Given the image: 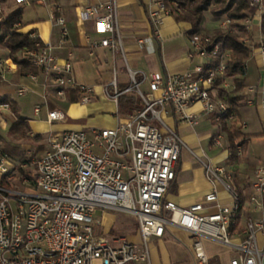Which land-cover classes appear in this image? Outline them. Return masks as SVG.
Segmentation results:
<instances>
[{"label":"built area","instance_id":"built-area-1","mask_svg":"<svg viewBox=\"0 0 264 264\" xmlns=\"http://www.w3.org/2000/svg\"><path fill=\"white\" fill-rule=\"evenodd\" d=\"M15 4L26 0H12ZM254 5L259 0H252ZM82 19L93 21V33L98 38L88 41L90 55L98 48L108 49L113 56V78L103 84L102 93L115 106L117 124L113 128H89L48 133L41 155L13 161L4 152V138L0 133V264H130L148 261V243L163 237L170 229L185 232L190 243L193 264H210L204 241L230 248L234 256L228 264H264V165L254 171L252 191L241 199L234 186V172L229 165L213 163L205 154H196L164 121L168 109L180 124L194 126L198 116L189 112L192 105L220 125H236L244 130L246 124L238 113H231L226 96L219 89H234L226 75L229 51L221 45L210 47V36L190 40L192 52L202 62L191 71L163 75L132 69L126 59L118 27L117 0H82ZM148 18L153 34L160 38L159 28L170 16L164 0H148ZM0 10L1 7H0ZM60 10L51 12L49 19L60 28V41L67 37L65 19ZM251 18L242 22L247 30ZM231 24L224 19L219 28ZM250 32V31H249ZM251 33V32H250ZM32 38H38L32 32ZM139 43H143L140 40ZM52 46L41 41L25 56L42 71L44 87L56 98L66 101V90L79 89L83 96L79 103L93 99L94 86L79 84L70 60L59 63ZM257 50L264 67V33ZM69 57L71 54H68ZM125 69L129 87L118 81L119 67ZM15 67L9 58L0 59V83ZM246 70V64L244 66ZM38 76L27 75L35 81ZM263 85L246 86L241 91L245 106L258 105L264 124ZM147 85L149 91L142 87ZM124 85V84H122ZM26 93L23 86L18 96ZM134 93L142 101V108L125 119L117 113L120 96ZM1 98V97H0ZM40 106L34 108L38 115ZM65 119L61 109L49 110V124ZM15 116L7 102H0V130L7 131ZM29 137L34 133L29 132ZM211 147L227 152L224 132L209 136ZM187 151L197 160L210 185L202 202L181 207L165 199L180 153ZM238 155L242 147L236 146ZM31 169V173L29 171ZM224 192L228 205L219 201ZM215 208L214 212H206ZM115 210L136 217L140 245L123 237L109 241L95 233L99 224L97 211ZM260 212L259 218L253 214ZM115 245V246H114Z\"/></svg>","mask_w":264,"mask_h":264},{"label":"crops","instance_id":"crops-1","mask_svg":"<svg viewBox=\"0 0 264 264\" xmlns=\"http://www.w3.org/2000/svg\"><path fill=\"white\" fill-rule=\"evenodd\" d=\"M23 4L24 9L25 7L32 6L38 15L33 16L29 20H25L23 10L22 32L32 30L42 43L50 44L53 48L52 53L57 62L62 63L64 60H70L75 79L79 84L89 86L88 84H84L81 77L85 74H92L93 72L94 75L98 76V79L94 78L96 81H100L102 83L105 82L102 77L103 71L106 68L108 72L111 71L114 59L111 52L105 48H98L94 50L92 56L89 54L90 49L88 48V41L86 37L95 39L98 38V36L93 33V21L82 19V0H26ZM260 4L263 5L264 10V0H260ZM3 5L9 11L12 8H10V6H16L11 0ZM117 8V23L122 43L125 48L126 59L132 69L143 72H160L163 75H167L191 71L195 65L202 62V60L197 56L189 57V53L192 52V47L190 45V40L185 35V32L190 29V25L188 23H177L171 16L165 17L159 28L160 38L158 39L154 36L152 26L149 22L148 0H117ZM56 9L60 10L59 14H61L65 19L67 37L62 42L60 41V28L53 24V22L49 19L50 13ZM260 13L261 12L259 11V13L253 16V23L251 22L253 25L251 29L252 34L254 27L259 26L258 18L261 16ZM205 30L207 31L206 27ZM140 40H143V43L140 44ZM68 54H71V56L69 57ZM4 57L5 59L8 58L7 55ZM251 57H254L257 67L262 68L263 63L256 49L252 53ZM116 62L119 69H123L121 61L116 59ZM14 72L15 67H13V71L11 73L13 74ZM17 81H19L18 83L21 82V85L25 88L26 93L29 92L36 98L42 99L43 105L48 111L60 109L57 107V102H54L51 99L52 92L44 87V78L42 75L38 76L35 81L25 78H19ZM11 83L16 85L14 84V81ZM7 84L11 85L6 82L4 84L2 83L0 89L4 88ZM122 84V81H120V85ZM6 95L16 101L7 93H4L0 97ZM93 96V99L86 104L79 102L68 103L67 101H65L66 103H63L66 105V112L62 109L61 110L65 113V117H68L73 122L77 123L73 126H68L69 124L56 125V127L52 128L54 123L49 124L46 121V113L45 117L39 120V122H41L40 126L38 127L37 124L35 125L37 128L34 129V123H32L27 116H23L28 119L30 132L34 133V135L41 136L39 140L46 138L50 132L60 133L64 130L115 127L117 124L115 106L114 108L112 106L105 108L104 104L101 103L103 107L99 104L98 101L102 95L101 90L98 89L97 86H94ZM16 103L19 110V104L17 101ZM107 103H111V101H107ZM36 106L39 105L37 104L35 107ZM41 110L42 108L40 106L38 115H35V113L34 115L36 117L39 116ZM99 111H107L113 117V121L106 123L101 122L102 117L97 116ZM189 112L198 116V122L194 126L178 123L172 113V110L170 109H168L164 114V121L170 128L176 130L181 139L196 154H205L210 160H212L213 163L226 164L228 159L227 152L212 148L209 139L211 134L220 130L219 124L214 122L211 116L204 115L200 111V105L198 104L192 105ZM241 118L243 119L242 115ZM30 124L33 128L30 127ZM48 125L50 126L49 128L47 127ZM214 127L217 128L216 132H214ZM241 155H244V153ZM241 155L238 164L233 167H229L232 168L234 172V186L235 182H237V184L240 182L241 185L245 184L243 193L249 194L252 191L251 183L254 179V171L259 165H264V160L259 157L255 159L248 158L249 162L253 166V172H251L252 174L248 176L241 170L242 166L247 165L245 164L247 161L242 160ZM209 188L210 185L205 178L201 164L198 165L189 152L182 151L175 169V178L168 188L165 199L174 202L178 206L187 207L191 204L202 202L203 196L209 191ZM219 201L223 205H228L230 202L224 192L219 193ZM214 211L215 208H208L206 212L211 213ZM95 218L99 221V224L94 227L95 233L102 236L110 233V229L113 228L111 217H109L105 211L99 210L96 212ZM120 237L125 238L131 243L137 244L140 242L139 238ZM116 238L119 237H113V239ZM259 242L262 244L264 239L260 237ZM190 243L191 241L185 232L178 229L167 230L163 237L153 240L150 250L148 249V261H137L130 264H152V259L154 261L155 259L151 253H183L184 262L186 264H193L190 254ZM204 246L208 256L211 255L209 258L214 260L215 264H219V260L214 256L215 250L211 249V245L204 243ZM176 259V263H182L178 257Z\"/></svg>","mask_w":264,"mask_h":264},{"label":"trees","instance_id":"trees-1","mask_svg":"<svg viewBox=\"0 0 264 264\" xmlns=\"http://www.w3.org/2000/svg\"><path fill=\"white\" fill-rule=\"evenodd\" d=\"M7 1L10 0H0V7ZM15 5L7 13L0 10V50L8 52V58L15 66L14 81L16 82L19 78L30 74L41 76L42 71L34 67L28 57L25 56V52L34 49L36 43L40 42V40L30 37V34L33 32L32 30L27 32L21 31L24 4ZM164 5L175 22L188 23L190 25V29L185 32L189 40L195 37L203 40L208 36L204 28L207 13L215 18L224 17L232 22L225 29L217 28L214 30L212 36H210V47L219 44L223 49L229 51L230 59L226 75L231 78L234 89L230 92L219 89L218 94L219 96L225 94L231 113L240 114V109L245 106V97L241 94L246 80L244 66L252 56V49L258 47L259 44L255 42L253 34L250 35L246 32L244 26L239 23L233 24V22L244 20L247 16H255L259 13L258 7L251 6L249 0H164ZM260 14L261 29L264 33V11ZM234 27L237 28L236 31H234ZM239 33L247 35L251 40V45L243 41V37ZM1 85L2 83H0ZM120 88L123 89L124 85H121ZM65 94L68 103H78L83 96V92L79 89H68ZM0 102L9 103L11 111L15 116V120L11 122L7 130L9 135L14 140H25L30 132L28 119L20 114L16 101L10 96L1 97ZM142 106V101L136 94L129 93L122 95L118 99V117L125 119L141 109ZM219 126L220 130L224 132L228 143L229 152L226 164L233 167L238 164L240 159L236 146L240 145L243 148L244 143L249 141L251 136L244 134L242 130H238L234 124L228 125L224 121H221ZM262 136H264V133ZM40 138V135L33 136V140L35 141H38ZM3 147L4 152L11 160L14 159V156H19L18 161L23 160V157L19 155V147L16 144L14 145L5 141ZM235 187L241 199H244L243 190L245 184L241 185L240 182L238 184L235 182ZM210 264H215V261L210 259Z\"/></svg>","mask_w":264,"mask_h":264},{"label":"rangeland","instance_id":"rangeland-1","mask_svg":"<svg viewBox=\"0 0 264 264\" xmlns=\"http://www.w3.org/2000/svg\"><path fill=\"white\" fill-rule=\"evenodd\" d=\"M8 2V1H7ZM253 2L252 0H249V3ZM252 6H257L259 11L262 13L263 10V5L260 4V0L259 2H257L256 4L254 3V5ZM12 7V8H11ZM11 10L14 8L13 6H10ZM1 9L7 13L9 10L7 8L4 7V5L2 4ZM38 14L35 12L34 8L32 6L29 7H25L24 9V19L25 20H29L30 18H32L33 16H37ZM261 15V14H260ZM251 18V21L253 20V16H249ZM224 17L221 18H215L214 16H212L211 14L207 13L206 14V21L204 23V28L206 27L207 31V35L208 36H212L213 32L215 29L219 28L221 22L224 20ZM259 20V26L254 27L253 30V38L255 39V42H257L258 44H260L261 41V34L263 33L262 29H261V16L258 18ZM244 20H236L233 22V24L235 23H239L240 25L243 26L242 22ZM232 23V22H231ZM253 23V22H252ZM252 23H250L249 28L250 30H247L245 27L246 32H248V34L252 35ZM237 28L234 27V31H236ZM251 33H250V32ZM261 31V32H260ZM243 38L242 40L245 41L247 44L251 45V40L250 38L247 37V35L243 34V33H239ZM8 57V52L6 54L5 50H0V59H5L4 56ZM3 57V58H1ZM113 68V67H112ZM246 80H245V85L248 86H253V87H258L259 90L261 89V86L263 85L262 79L264 76V68H258L256 65V62L254 60V57H251L247 62H246ZM102 77L104 78L105 82H100V81H96L94 78L98 79L97 75H94V72L91 74H85L83 77H81V80L84 82V84H88L89 86H97L98 89L101 90V95L102 97L99 99V104L102 106V104H104L105 108H109L110 106H112L114 108V104L111 103H107V101H110L108 98H106L103 93H102V87L103 84L106 82H110L113 78L112 75V69L110 72L107 71V68L104 69ZM22 79H27L26 77H21ZM15 77H14V73H9L6 76V83H10L11 85H6L4 88L0 89V96H2L4 93H7L9 95H11L19 104V110H20V114L27 116L32 123H34V129L37 128L35 127V125L38 124V127L40 126L39 120L43 119L45 117V114L47 113V108H45V106L43 105V100L42 99H38L36 98L34 95H32L31 93L27 92L24 96H18L17 95V89L19 86L21 85V82L18 83L19 81L15 82ZM15 82L13 85V83L11 82ZM118 81L120 83V81H122V83L124 84V86L129 87L130 83L127 79L126 73H125V69H119V74H118ZM4 84V83H3ZM2 86V85H1ZM144 92H148V86L145 84L142 87ZM51 99L54 102H57V107L62 109L64 112H66V105L63 103H66L65 100L60 99V98H56L55 96H51ZM102 103V104H101ZM39 105L41 106L42 110L41 113L39 114V116H35L34 115V107L35 105ZM103 107V106H102ZM103 110V109H102ZM106 110V109H104ZM103 112V113H102ZM240 114L243 117V120L246 124V128L243 130L244 134L251 136L250 140L245 142L241 151V154L244 153V155H241L242 160L247 161V163L245 162V164H247L246 166H242L241 170L245 173V175H250L252 174L251 172H253V166L251 165V163L249 162L248 158H262L264 160V136H262V134L264 133V124L261 121L260 118V108L259 106H257L256 104L252 105V106H243L240 109ZM98 117H102V121L103 123L106 122H110L113 121V117L107 112V111H99V113L97 114ZM69 124V125H68ZM74 124H77L75 122H73L71 119H69L68 117L62 121L59 122H55L52 125V128L56 127V125H68V126H73ZM30 127L33 128V126L30 124ZM48 128L50 127L49 125L47 126ZM86 130V129H84ZM217 128L214 127V132H216ZM0 133L2 135V137L4 138V141L9 142L11 144H16L19 148V155L23 157V159H27L29 157H37L39 155L42 154V152L45 150V138H42V140H38L35 141L33 140L32 137H27L25 140H14L8 133V131H2L0 130ZM39 143V144H38ZM19 156H14L15 161H18ZM195 162L199 165L200 163L195 160ZM30 173H31V169H29ZM105 212L107 213V215H109V217H111L112 219V227L110 229V233L104 235L109 241H111L113 239V237H120V236H124L126 238H139V231H138V223H137V219L136 217L120 212V211H115V210H105ZM99 216V215H98ZM253 218H259L260 212H256L253 215ZM98 220V219H97ZM154 240V239H153ZM153 240L148 243V249L150 250L151 245L153 243ZM141 242V240H140ZM140 242L137 243L138 245H140ZM205 244H210L211 245V249L215 250L214 251V256L219 260V264H228L230 258H232L234 256L233 251L226 247V246H222L213 242H209V241H204ZM115 246V245H114ZM152 256H154L155 261L152 259V264H186L184 262V255L183 253H151ZM208 255V254H207ZM211 256V255H209ZM179 258V260L182 261V263L177 262L176 263V258Z\"/></svg>","mask_w":264,"mask_h":264}]
</instances>
